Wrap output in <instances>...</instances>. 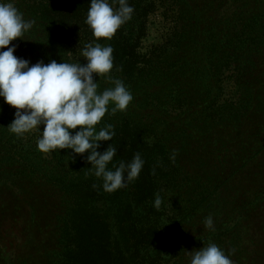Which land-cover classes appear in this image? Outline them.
Returning a JSON list of instances; mask_svg holds the SVG:
<instances>
[{
    "label": "trees",
    "instance_id": "16d2710c",
    "mask_svg": "<svg viewBox=\"0 0 264 264\" xmlns=\"http://www.w3.org/2000/svg\"><path fill=\"white\" fill-rule=\"evenodd\" d=\"M11 2L36 21L9 45L20 43L14 55L30 66L86 64L89 43L114 49L111 75L134 99L97 125L115 131L98 151L117 149L110 169L137 152L145 164L127 187L105 192L88 153L45 154L39 131L11 133L17 109L0 97V150L20 155L11 164L20 179L41 176L60 196L41 221L29 197L0 203V264H190L187 252L210 243L233 264H264V0H128L132 19L111 40L86 23L91 0ZM155 15L162 40L141 52ZM95 79L99 92L114 87Z\"/></svg>",
    "mask_w": 264,
    "mask_h": 264
},
{
    "label": "clouds",
    "instance_id": "9594fccd",
    "mask_svg": "<svg viewBox=\"0 0 264 264\" xmlns=\"http://www.w3.org/2000/svg\"><path fill=\"white\" fill-rule=\"evenodd\" d=\"M116 3L118 8L113 7ZM133 12L128 0H112V4L109 0H91L86 23L98 40H111L118 29L132 19ZM35 23L34 19L26 20L11 0H0V97L17 109L9 131L18 137L39 131L37 147L45 154L57 149H69L81 156L88 153L89 170L103 181L105 192L127 187L143 169L145 161L141 154L137 152L131 162L112 164L110 169L117 149L109 144L105 151H98L101 142L111 141L115 131L111 124L99 130L97 125L106 113L115 115L117 111H126L134 99L124 82L111 75L114 49L110 45L89 43L82 52L86 64L52 60L48 64L39 61L30 66V61L14 55L17 45H9L17 38L24 40L23 36ZM95 76L110 81L114 87L99 92ZM171 159H175V154ZM96 187L98 185L94 184L93 188ZM161 204L162 197L157 193L154 206L159 209ZM204 223L206 228L214 230L211 216L206 217ZM187 253L191 257L190 264H233L215 243Z\"/></svg>",
    "mask_w": 264,
    "mask_h": 264
},
{
    "label": "rangeland",
    "instance_id": "374dc122",
    "mask_svg": "<svg viewBox=\"0 0 264 264\" xmlns=\"http://www.w3.org/2000/svg\"><path fill=\"white\" fill-rule=\"evenodd\" d=\"M26 20L28 19L26 18ZM150 21L151 23L148 27L147 34L140 43L141 52H145L151 49L153 45L161 41V37L165 30V28L161 24V17H159L158 15L151 16ZM12 45H17L16 51L14 53L18 54L20 43H14ZM22 52H24L23 56L27 54V52L25 51ZM106 143L107 142H105L104 145H106ZM20 159L21 157L18 153L13 157L9 151L0 150V203L4 202L5 204H7L8 199L10 202H14L13 205H15V201L17 199L24 200L29 197L32 199V201L35 202V205L41 209L42 214L39 217L41 221L46 217L45 213L48 211L47 206H53L57 204L60 196H58V194L55 192L56 188L49 184L48 179H45L41 176L35 177V179H26L25 177L24 179H20L17 176L18 168L11 165L13 163H21L19 162ZM10 188L14 193H12ZM24 193H26V198ZM6 194L8 195V197L4 198ZM12 198L14 199V201L12 200ZM29 210L30 208L28 207V204H26L25 217L22 218V220L25 221L26 224L30 223L32 220L28 215Z\"/></svg>",
    "mask_w": 264,
    "mask_h": 264
}]
</instances>
